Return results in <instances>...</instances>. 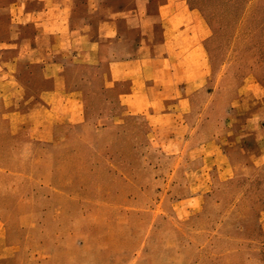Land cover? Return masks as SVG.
<instances>
[{
    "label": "rangeland",
    "instance_id": "rangeland-1",
    "mask_svg": "<svg viewBox=\"0 0 264 264\" xmlns=\"http://www.w3.org/2000/svg\"><path fill=\"white\" fill-rule=\"evenodd\" d=\"M186 1L205 70L136 116L82 85L83 116L65 118L39 98L63 74L8 46L20 2L0 0V264H264V0Z\"/></svg>",
    "mask_w": 264,
    "mask_h": 264
},
{
    "label": "crops",
    "instance_id": "crops-1",
    "mask_svg": "<svg viewBox=\"0 0 264 264\" xmlns=\"http://www.w3.org/2000/svg\"><path fill=\"white\" fill-rule=\"evenodd\" d=\"M99 1L87 0L96 5L87 15L79 14L81 0H41L42 8L33 10L25 0L17 3L13 23L19 29L16 42L8 46L30 53L47 72L64 76L54 79L50 73L55 87L39 96L52 117H59L58 112L65 118L83 116L87 94L94 92L90 87L85 94L82 85H96L108 109L123 108L127 116H136L155 109L156 102L175 99L192 80L184 75L185 68L206 69L209 32L188 1L134 0L131 9H112L108 15L99 13ZM26 27L33 29L32 35L24 33ZM73 69L84 71L80 80H68Z\"/></svg>",
    "mask_w": 264,
    "mask_h": 264
}]
</instances>
